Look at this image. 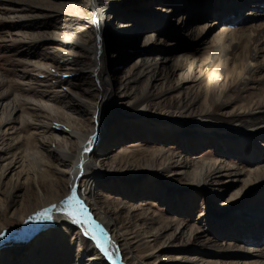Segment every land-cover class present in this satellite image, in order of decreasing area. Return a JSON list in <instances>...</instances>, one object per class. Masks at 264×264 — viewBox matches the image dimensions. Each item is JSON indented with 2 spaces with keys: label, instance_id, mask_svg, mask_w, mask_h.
Returning <instances> with one entry per match:
<instances>
[{
  "label": "rangeland",
  "instance_id": "1",
  "mask_svg": "<svg viewBox=\"0 0 264 264\" xmlns=\"http://www.w3.org/2000/svg\"><path fill=\"white\" fill-rule=\"evenodd\" d=\"M231 1L233 0H100V4L108 7L106 21L109 23L110 39L106 60L112 66V70L114 69L113 79L117 73L122 75L132 69L137 62L136 57L150 49H155L159 51L157 54L161 56L163 54L165 58L172 60L189 55L191 58L198 59L209 57L213 55L214 45L211 44L215 37L225 28H242L245 25L242 18L247 12L260 9L254 25L264 24V4L257 3L260 0H235L238 2L234 4ZM63 4H68V7L66 6L65 10L61 9V12L60 8ZM89 5L88 0H0V74L7 78L0 87V104L3 102L7 104L15 93H19L33 98L50 97L58 107L69 104L71 109H76L79 107L77 105L81 96L92 97L94 77L90 73V67L94 61L90 56L80 57L62 52L55 48V45L62 48L65 41L61 39L55 41L57 38L54 41L37 43L38 30L50 23L58 24L62 26L63 31H69L72 34H77L76 30L78 31L83 24L90 26L87 16L80 14L81 10L88 11ZM74 6L80 7V13L75 12ZM204 10L208 11L206 18L201 17ZM214 22H220V24L212 27L206 37L199 39L198 42L193 41L199 25L206 23L211 25ZM153 31H157L156 40L153 45L144 46L145 36ZM74 40V42L79 41L77 37ZM73 41L70 43L73 44ZM76 48L77 52L79 49ZM115 54L121 57L116 59ZM19 59L25 60L24 63ZM263 76L264 70L249 83L245 95L242 94L245 96L242 100L238 98V96L242 97L238 93H232L220 99L219 90L222 89V85L217 86L213 80L189 82L178 92L169 95L168 101L163 103L159 110L183 111L182 106L178 108L173 106L174 99L179 98L177 100L179 104L184 102L185 96L193 99L197 97L198 90L203 89L210 82L209 95H203L204 97L200 98L199 106L204 109L213 104L216 108L213 106L205 111L192 110L191 113L186 112V114L197 118L201 115L208 117L217 113L231 122L236 119L235 117L242 115L241 111L235 109L236 107H239L244 100H255L264 93ZM177 80L172 78L167 86L179 87ZM122 95L118 93L108 105V114L112 119L99 152L104 151L102 154L112 157L119 152L123 154L125 150H128L129 154L133 152L131 155H134V161H136L134 168H140L138 171L134 170L139 177L126 176L124 179L104 180L98 185L96 191L99 205L104 207L103 209L118 210L120 220H125L127 223L137 221L142 214H148L156 219L163 218L166 223L168 221L178 224L183 221L184 230L193 231L198 236L197 243L189 245L194 247L185 252L174 249L158 252L156 248L158 246H154L156 256L150 258L148 263L181 264L172 260L177 253L192 254L191 257L197 256L199 259L203 258L214 263L218 260V252L221 251L217 245H221L222 240L228 241L230 238L234 240L239 238V241L246 244L248 248L261 242L264 245V234L257 232L263 225H251L249 218L245 215L246 213L253 219L259 218V222L264 223V187L253 191L256 189L255 186L264 183V170L258 175L254 186L245 185L242 179L238 181L232 176L219 178L215 183L208 182L204 188L192 187L193 179L185 175L170 177L163 174L167 176L168 181L164 185L163 180L159 179L153 171L159 170L164 163L154 158L155 153L161 151L170 158L180 155L194 163H208L221 159L231 165L236 164V167L248 173L255 169L254 166H250L251 159L256 160L257 157L262 161L264 159V139L257 140L256 143L251 142L253 140L251 139L243 145L236 141L227 143L221 137L217 138L198 130L199 126L192 127L186 134L162 131L149 125L146 122L148 120L139 122L131 118L132 116L127 118L126 115L134 108L138 109L139 103L136 102H145L137 99L136 102L131 101ZM230 100H233V104L224 109L220 108L216 112L220 102ZM24 105L27 111L36 112L34 115L39 117H36L38 121H47L44 117L46 115L37 110L36 103ZM80 108L84 111V108ZM76 110L73 111V116L77 121V129L83 133H91L95 126L88 114L80 112L78 108ZM20 115L21 112H18L15 116L19 118ZM38 127V125H20L18 122L4 125L3 130L9 134L5 139L8 145L4 147L5 150L0 151L4 160L2 164L11 159L12 154H16L18 159L29 148H35L40 142ZM12 131L15 134H12ZM133 145L138 146L131 147ZM250 146H254L257 150L251 159L250 156L247 157L249 152L241 153L243 148L248 149ZM232 148L237 151L236 154L227 153V149L229 152ZM59 151L56 148V154L59 155ZM18 167L16 166L5 176L3 185L0 187V239L8 236L11 243L3 249L1 247L3 243L0 241V264H110L108 259L89 262L90 258L97 254L95 250L79 256L83 248H86L83 234L79 236L76 231L50 224L51 213L42 208L44 202L37 198L36 192L23 184L26 177L21 174V168ZM61 168L64 167L61 165ZM51 170L54 176H60L55 167ZM238 196L241 197L240 200H243L241 209L244 215L237 212L226 214L229 206L235 205ZM122 208L124 210H121ZM41 213L46 215L41 216ZM211 219H213L212 223H210ZM29 226L32 230L38 227L41 230H37L26 240L23 234L29 232ZM133 234L139 235V231L131 230L126 238L131 241ZM207 239L210 241L207 242ZM204 241L207 243H203ZM135 242L132 240V244L130 243L138 252L134 251L135 255L144 257L148 251L145 252V248L139 247L140 244L136 245ZM162 242L163 240L159 244ZM168 257L172 259L166 261L165 258Z\"/></svg>",
  "mask_w": 264,
  "mask_h": 264
},
{
  "label": "bare ground",
  "instance_id": "2",
  "mask_svg": "<svg viewBox=\"0 0 264 264\" xmlns=\"http://www.w3.org/2000/svg\"><path fill=\"white\" fill-rule=\"evenodd\" d=\"M99 2L100 0H88L90 9L86 12L81 10L82 13L79 12L80 7H73L75 12L87 16L90 25L83 24L81 28H78V31L76 30L77 34L63 31L62 26L50 23V25H45V28L38 30L37 38V43L48 40L54 41L55 38H57L55 41L61 39L65 41V48H59L61 46L57 45H55V48L69 55L76 54L75 56L80 57L88 55L93 59L94 62L90 67V73L94 77L92 97L81 96L77 105L79 107L77 108L80 112L88 114L95 129L91 133H83L77 129V121L73 116V111L75 112L76 107V109H71L69 104L64 107H58L57 103L53 102L50 97L33 98L15 93L10 102L0 104V151L5 150L4 147L8 145L5 139L9 132L4 131L3 127L5 124H13V122H18L20 125L25 126L38 125L40 142L34 149L29 148L18 159L16 154H12L11 159L6 160L5 164H2L4 160L3 156L0 155V187L3 185L5 176L11 173L16 166H19L21 174L26 177L23 184L28 185L31 191L36 192L37 198L44 202L42 208L47 209L51 213L50 224L55 227H65L67 230L76 231L79 236L81 233L83 234L84 237H81L85 239L86 248H83L85 251L83 250L79 256L95 250L97 254L90 258L89 262L93 263L99 259H108L107 261H110V264H149L150 258L156 256V252L153 250L154 246H158L156 247L158 252L171 249L185 252L194 247L189 245L197 243L198 236L193 231H185L184 224H182L183 221L178 224L168 221L166 223L163 218L156 219L148 216V214H142L137 221L127 223L125 220H120L118 210L103 209L104 207L102 208L99 205L96 197L99 184L107 179H124L126 176L131 178L139 177L136 176L137 172L134 169L136 171L140 169L134 168L136 161H134V155H131L133 152L129 154L128 150H125L123 154L119 152L114 157L102 154L104 151L102 153L99 152V147L102 146L105 132L112 119L108 114V105L120 93L131 101L136 102L137 99L145 102H136L139 103L138 109L134 108L133 111L126 115L127 118L132 116L131 118L139 122L148 120L146 122L149 125L162 131H177L186 134L192 127L196 128L199 126L198 130L207 132L217 138L221 137L227 143L236 141V143L243 145L251 139H253L251 142L255 143L257 140L264 139V93L255 100H244L239 107H236L235 109L241 111L242 115H240L241 117H235L236 119L233 118L235 120L231 122L217 113L208 117L201 115V117L197 118L186 114V112L191 113L192 110L205 111L213 108V104L204 109L199 106L200 98L209 95L210 89L208 87L210 82L203 89L199 87L197 97L193 99L185 96L184 102H181L182 104L177 102L179 100L178 97L177 100L174 99L173 106L177 108L182 106L183 111L159 110V107L168 101L169 95L178 92L179 89L181 90V87L185 84L189 82L195 83L199 80L201 82L203 80H213L217 86L222 85L221 91L219 90L220 99L232 93L245 95V90L249 83L257 78L258 75H261L264 70V24L261 26L254 25L260 9L255 12H247L246 16L242 18L245 23L242 28H225L222 33L215 37L211 44L214 45L213 55L204 59L191 58L189 55L183 56L182 59L172 60L165 58L163 54L162 56L157 54L159 51L150 49L136 57L137 62L132 69L122 75L117 73L115 79H113L114 69L112 70V66L106 60L109 49L108 41L110 39L108 34L109 23L106 21L108 18V7L103 6ZM231 2L234 4L238 1L233 0ZM257 3L262 5L264 0H260ZM66 6L68 7V4H63L60 10H65ZM202 12L203 16L201 15V17L206 18L208 11L204 10ZM219 24L220 22H214L211 25L207 23L202 24V26L199 25L193 41L198 42L199 39L206 37L210 33L211 28ZM156 33L157 31L149 32L145 36L144 46L153 45L157 37ZM76 37L83 44L78 40L79 43L77 41V43L74 42ZM72 41L73 44L70 43ZM74 47L79 50L76 52ZM114 57L119 59L121 55L115 54ZM19 60L23 61L22 59ZM50 68L52 67L50 66ZM172 78L173 80L178 79L179 87L167 86ZM5 79L7 78L0 74V87L4 84ZM39 82L46 83L45 81ZM243 95L242 97L238 96V98L242 100L245 97ZM26 103H36L37 110L46 115L44 117L47 121H38L37 118L39 117L36 115V118L34 115L36 112L31 113L26 110L24 107ZM231 104H233V100L220 102L216 112L220 108L224 109ZM80 107L84 108V111ZM214 108L216 107L214 106ZM18 112H21V115L16 118L15 115ZM13 116H15L14 119ZM14 129L15 126L13 127ZM240 145L238 146L241 147ZM137 146L133 145L131 147ZM55 147L60 150L59 155L56 154ZM256 151L254 146H250L248 149L246 147L243 148L241 153L249 152L247 157L250 156L251 159L255 156ZM163 153L160 151L157 154L155 153L154 156L158 162L161 161L162 163L164 161L159 169L162 172H158L159 170L153 171L159 179L163 180L164 185L168 181L166 180L167 176H163V174L170 177L174 175L189 176L193 179L192 187L197 188L206 187L208 182H218L217 179L219 178H231L232 176L236 177L238 181L242 179L245 185L254 186L258 175L264 170V159L262 161L259 157L256 160L251 159L250 166H254L255 169L247 173L244 169L236 167V164L231 165L221 159L208 163H194L189 162L180 155L170 158V156H165V153ZM227 153L236 154L237 151L232 148L229 152L227 149ZM61 165L64 168H61ZM54 167L57 174L60 175L59 177L51 173V168ZM105 168L108 169L105 170ZM262 187H264V183L255 186L256 189L253 191H257V189ZM73 192L83 204L86 218L93 225H98V229L89 227V224L84 222V216L78 217L81 222L77 223L73 217L66 213L65 202L67 197L72 195ZM166 194L168 195V192ZM236 199L235 205L229 206L230 208H228L226 214L237 212L244 215L241 209L243 200H240V196ZM225 209L223 206V210ZM121 210L124 209L122 208ZM212 215L214 219V213ZM245 215L249 218L251 225H263V227L259 226L261 230H257V232L264 234V223H260L259 218L253 219L249 217L250 215L246 213ZM218 218L220 217L218 216ZM213 219L210 220V223H212ZM28 229H30L29 232H24L23 234L26 240L37 230H41L40 227L32 230L30 226ZM131 230L139 231V235L133 234L134 236L130 241L126 237H128L127 233L131 232ZM153 231L155 233H152ZM93 232L103 242V248L93 239ZM85 233L89 234L86 235ZM150 234L152 235L149 236ZM132 240L136 241V245L140 244L139 247L145 248V252L148 251L149 253L147 252L148 254L146 253L144 257L135 255L136 251L131 245ZM162 240L163 242L159 244ZM0 241L3 243L1 245L3 249L11 245L8 236L1 238ZM208 241L210 240L207 239ZM207 242L204 241L203 243ZM152 243L154 244L152 245ZM180 246L184 248H179ZM217 246L221 251L218 252V260L214 263L203 258L199 259L197 256L191 257L192 254L188 253H177L175 259L168 257L165 260L172 259L173 262L181 264H264V245L262 242L248 248L246 244L244 245L243 242L239 241V238L235 240L230 238L228 241L222 240L221 245ZM201 250L199 251L201 252Z\"/></svg>",
  "mask_w": 264,
  "mask_h": 264
},
{
  "label": "snow or ice",
  "instance_id": "3",
  "mask_svg": "<svg viewBox=\"0 0 264 264\" xmlns=\"http://www.w3.org/2000/svg\"><path fill=\"white\" fill-rule=\"evenodd\" d=\"M65 204H66V208H65L66 213L69 216L73 217L75 222H77V223L81 222V220L78 217L84 216L85 217L84 222L88 223L89 227H95L97 229L99 228L98 225H93L92 222L86 218V213H85V210H84V206L77 199L75 192H73L72 195L67 197V200H66ZM40 215L41 216H45L46 213H41ZM85 234L87 235L89 233H85ZM92 236H93V239H95L97 241V244L101 248H103L104 247L103 242L98 237L95 236L94 232L92 233ZM105 251H106V249H105Z\"/></svg>",
  "mask_w": 264,
  "mask_h": 264
}]
</instances>
